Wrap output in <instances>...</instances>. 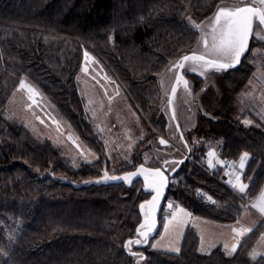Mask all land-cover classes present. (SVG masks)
I'll use <instances>...</instances> for the list:
<instances>
[{
  "label": "trees",
  "instance_id": "16d2710c",
  "mask_svg": "<svg viewBox=\"0 0 264 264\" xmlns=\"http://www.w3.org/2000/svg\"><path fill=\"white\" fill-rule=\"evenodd\" d=\"M216 3L0 0V264H264V253L254 254L264 221L234 252L221 243L201 250L192 223L180 251L152 247L171 213L167 202L186 206L194 216L233 223L263 187L264 121L251 115V124H246L247 114L237 117L235 108L236 96L255 70L250 54L218 81L219 118H201L194 132L201 141L193 147V161L184 162L171 179L160 229L143 247L126 246L142 219L140 203L150 197L141 179L132 185L84 183L102 174L101 161L75 165L60 146L38 137L7 112L11 94L27 76L102 155L103 142L79 81L85 52L92 50L105 60L137 107L157 120L156 76L197 42L192 15L206 17ZM213 143L221 162L230 157L239 162L248 154L242 173L250 181L245 194L226 180L227 174L208 166Z\"/></svg>",
  "mask_w": 264,
  "mask_h": 264
},
{
  "label": "rangeland",
  "instance_id": "374dc122",
  "mask_svg": "<svg viewBox=\"0 0 264 264\" xmlns=\"http://www.w3.org/2000/svg\"><path fill=\"white\" fill-rule=\"evenodd\" d=\"M214 1L217 3L212 5L213 11L220 2L235 4V6L242 5L243 7L253 4L264 10V0ZM206 17L200 18L193 14L191 21L195 25H199ZM222 19L221 22L225 26L227 18L222 16ZM220 29L221 26H218L217 33L220 32ZM253 30L246 56L250 54L255 70L235 99L236 116L238 117L242 113L243 115L247 114L243 116V121L247 122L246 124H251V115L264 121V26L260 23L259 18L256 19ZM176 58L171 59L156 76L159 90L156 95L154 116L157 120L160 119L161 125H159L155 123L157 120H154V117L137 107L127 86L105 60L92 50L85 52L79 81L86 96L87 109L93 118L99 138L103 142L101 145L102 155L96 148L85 142L69 121L56 110L53 102L27 76H23L11 94L7 112L38 137L50 139L60 146L64 154L75 165L101 161L102 174L100 176L106 171L111 175H120L140 164L156 167L170 162L169 164L174 166L175 162H171V160L182 157L187 152L186 145L176 129L168 107L169 91L175 74L173 73L174 69H171L170 73H167L166 69L169 63ZM225 72L213 71L202 77L188 69L185 70L184 76L193 93L188 99L185 96V90L178 91L177 113L191 149L188 160L193 161V147L201 141L200 135H198L199 137L194 135L201 118L206 117L213 120L219 118L218 112L215 111L219 108L218 101L222 99L218 81H222L221 77ZM159 136L166 137L171 141V144L162 146ZM206 143L210 142L206 141ZM211 147L208 166L215 169L219 165L218 161L221 162L218 160L220 157L219 147L214 143ZM246 163L247 160L244 161V167L241 168L239 160L236 166L227 173L226 180L231 182L232 186L235 185L233 187L237 190L239 189L236 185L237 174L239 170L243 171ZM245 183L250 184V181L247 180ZM241 193L245 194L246 191ZM262 193H264V185L247 204L239 221L245 227L241 230V234L250 233L258 222L264 221V212L259 210L260 207H264V201L260 199ZM167 205L170 207L172 201L167 202ZM191 223L196 226L201 235L202 244L208 246L209 250L220 241L227 242L234 238L233 228L228 226L229 224L226 226L225 223L194 216L186 206L177 204L176 211L166 215L161 232L154 239L152 247L173 252L180 251L185 230ZM229 249L232 250L231 247ZM256 253H264V232L258 247L254 250V254Z\"/></svg>",
  "mask_w": 264,
  "mask_h": 264
},
{
  "label": "water",
  "instance_id": "95a60500",
  "mask_svg": "<svg viewBox=\"0 0 264 264\" xmlns=\"http://www.w3.org/2000/svg\"><path fill=\"white\" fill-rule=\"evenodd\" d=\"M243 6H235V4H230V3H223L220 2L215 10L207 16L199 25H196L197 29L199 30V37L195 45L181 53L176 59L171 61L167 67V73L171 72V69H174V79L171 83L170 91H169V102H168V107L170 111L171 118L173 122L175 123L176 129L179 132L182 140L184 141L187 152L184 154L182 157H179L177 159H172V161L175 162L174 166H171L169 163H163L162 166H156V167H151L145 164H140L136 168L131 169L129 171H126L120 175H111L106 171L103 173L102 176L96 177L93 179H89L88 181H85L84 183H94V184H105V183H126L127 185H132L134 181L141 179L144 184V190L150 193V197L143 200L140 203V211L142 214V219L137 225L136 228V235L132 238L127 239L126 241V246L132 248L134 245L138 246H147L151 239L155 237L160 229V215L161 211L163 208V205L165 203L167 194H168V189L170 185V181L172 177L182 168V165L184 162L188 160V157L191 154V149L190 145L187 142L185 138V132L183 130V126L179 120V116L177 113L178 109V97L177 93L180 89H183L186 91V97L189 99L190 95L193 93V90L191 87L188 85V81L186 80L184 73L185 70L188 69L190 72H193L197 74L198 76H205L207 73H212L213 71H229L232 69L237 68L245 58L246 54L248 53L249 46H250V41L252 38L253 34V29L255 26L256 19L259 18V15H254L252 16V29L251 33L249 35V39L246 45V49L244 53L240 57V61L238 63H235L234 66H230L226 69L224 68H216L210 65H204L203 62L201 61H193V60H188L183 62L182 67H177L178 63L182 60V58L185 55L192 56H201L203 55L206 60H213L218 63H224V64H232V58L229 56H224L217 54L212 51L213 45H214V36H218L219 32L217 33V28L218 26L221 28L224 27V24L221 22L222 16L219 19V22H217V14L221 9H226L228 11H235L238 8H242ZM244 7H250L257 9L259 11H264L260 6H256L253 4L249 5H244ZM222 19V20H221ZM264 26V24H263ZM215 29V31H214ZM206 42V43H205ZM182 77V79H180ZM179 80V83L177 82ZM186 82V83H185ZM207 89V87H206ZM164 141V143H161V141ZM159 142L162 146H168L171 144V141L167 139L164 136H159ZM156 169H159L160 172L163 173V177L165 178V183L164 186L160 189V195L159 199L156 200L155 205L151 203L153 198L156 196V187L158 184H154L153 181H158L159 178L154 176V172ZM130 173H137L135 176H129ZM105 174H107L108 177H119L120 179H106ZM123 177H128L127 179H123ZM141 205H144L143 208H141ZM146 225L144 228H141L140 225ZM147 225H151V229ZM141 232L146 233V237L140 235ZM140 240V244L132 243L131 245L128 244V241H136ZM131 253H135L134 251H130ZM145 257V254L142 256V258Z\"/></svg>",
  "mask_w": 264,
  "mask_h": 264
},
{
  "label": "snow or ice",
  "instance_id": "6c2138e0",
  "mask_svg": "<svg viewBox=\"0 0 264 264\" xmlns=\"http://www.w3.org/2000/svg\"><path fill=\"white\" fill-rule=\"evenodd\" d=\"M254 15H259L260 23L264 24V11H259L257 9L250 8V7L238 8L235 11H228L226 9H221L217 14V22H219V19L221 16L226 17L227 22H226V25L220 29L219 35L213 37L214 45H213L212 51L220 55L231 57L232 64H224V63H218L213 60H206L203 55L201 56L192 55L191 57L188 55H185L182 58V60L178 63L177 67H182L183 62L188 61V60L201 61L203 62L204 65H210L216 68L226 69L230 66H234L235 63H238L240 61V57L246 49V45H247L249 35L252 29V16ZM180 79H182V77H180ZM177 82L179 83V80ZM161 143H164V141L162 140ZM247 159H248L247 153H244L240 157V167L241 168L244 167V161ZM153 174L155 177L159 178L158 181H153L154 184H158V186L155 189L156 196L151 201V203L155 205L156 200L159 199L160 189L164 186L165 178L163 177V173L160 172L159 169H156ZM135 175H137V173L129 174V176H135ZM105 178L106 179H120L119 177H108L107 174H105ZM127 178L128 177H123V179H127ZM237 183L239 184L238 190L240 192H244L247 186L244 185L243 183H239V178H237ZM233 186L235 187V185ZM260 199L264 201V193H262ZM143 207L144 205H141V208ZM259 210L264 212V207H260ZM145 226L146 225L144 224L140 225L141 228H144ZM147 226L149 227V229H151V225H147ZM140 235L146 237L147 234L144 232H141ZM132 243L140 244L141 241L140 240L128 241L129 245H131ZM235 250H236L235 246H233L232 252H234Z\"/></svg>",
  "mask_w": 264,
  "mask_h": 264
},
{
  "label": "crops",
  "instance_id": "0c3cea01",
  "mask_svg": "<svg viewBox=\"0 0 264 264\" xmlns=\"http://www.w3.org/2000/svg\"><path fill=\"white\" fill-rule=\"evenodd\" d=\"M218 160H220L221 161V158L219 157V159ZM246 161V160H245ZM218 163H219V161H218ZM242 172L243 171H240L239 170V172H238V174H237V178H239V183H243L244 185H246L247 187L245 188V191H247V189H248V187H249V184L248 183H245V180H244V178H243V175H242ZM238 187H239V184L237 183L236 184ZM176 208H177V205H176V207H175V210H174V212L176 211ZM240 220H238V221H236V222H233V223H225L226 224V226L228 225V226H232V228H233V235H234V238H231V240H228L227 242H223V241H220L218 244H223L224 246H225V248H227V249H229L230 247L231 248H233V246H235V249H237V247L239 246V244H240V242H241V240L245 237V235H247V234H241V230L242 229H244L245 227H244V225H242L241 224V222H239ZM236 225V226H235ZM217 226H220V225H217ZM195 228H196V226H195ZM196 230H197V228H196ZM199 233V232H198ZM199 236H200V248H201V250H203V251H210L213 247H214V245H213V247L209 250V248H208V246H206V245H203L202 244V239H201V235L199 234ZM243 236V237H242ZM238 239V240H237ZM218 244H215V246L216 245H218ZM230 251H232L231 249H229Z\"/></svg>",
  "mask_w": 264,
  "mask_h": 264
},
{
  "label": "built area",
  "instance_id": "2783aa9c",
  "mask_svg": "<svg viewBox=\"0 0 264 264\" xmlns=\"http://www.w3.org/2000/svg\"><path fill=\"white\" fill-rule=\"evenodd\" d=\"M219 165L215 168L212 169L213 172L215 173H220L223 172L225 174L229 173L237 164V161L235 158H226L225 160H223L221 163H218ZM207 199H209V196H205ZM176 203L172 202V205H170L169 210L170 212H174L175 207H176Z\"/></svg>",
  "mask_w": 264,
  "mask_h": 264
}]
</instances>
